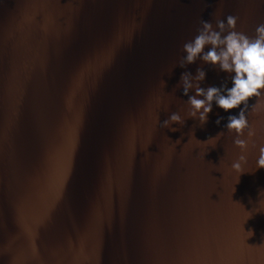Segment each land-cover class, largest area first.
I'll return each mask as SVG.
<instances>
[{"label": "water", "instance_id": "95a60500", "mask_svg": "<svg viewBox=\"0 0 264 264\" xmlns=\"http://www.w3.org/2000/svg\"><path fill=\"white\" fill-rule=\"evenodd\" d=\"M226 15L252 37L264 0H0V264H264V92L239 137L181 94L229 83L178 64Z\"/></svg>", "mask_w": 264, "mask_h": 264}, {"label": "clouds", "instance_id": "9594fccd", "mask_svg": "<svg viewBox=\"0 0 264 264\" xmlns=\"http://www.w3.org/2000/svg\"><path fill=\"white\" fill-rule=\"evenodd\" d=\"M235 23L236 17L233 15H226L223 20L217 19L215 28L209 21L201 20L196 35L182 44L184 55L178 64L183 67L198 58L227 74V85L221 83L219 86L201 88L198 82L204 78L203 70L197 69L191 81L188 74L181 73V94L187 96L188 116L195 117L200 123L205 121L213 104L224 112L239 108L235 115L227 117L224 124V128L239 137L241 131L248 127L243 106L247 105L249 98H258L264 92V23L257 24L252 37L233 30ZM189 88L193 90L192 95H188ZM160 123L163 127H169L170 124L181 123V117L172 112ZM169 131L175 129L169 128ZM253 134L249 128L248 137ZM233 144L243 150L246 142L234 138ZM244 160L243 155L239 156L232 168L241 172ZM255 168L264 169V145L259 148Z\"/></svg>", "mask_w": 264, "mask_h": 264}]
</instances>
